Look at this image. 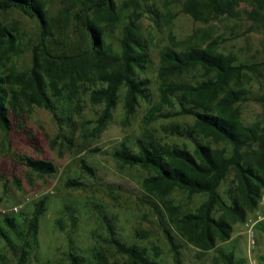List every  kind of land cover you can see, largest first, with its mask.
Returning <instances> with one entry per match:
<instances>
[{
    "label": "trees",
    "instance_id": "obj_1",
    "mask_svg": "<svg viewBox=\"0 0 264 264\" xmlns=\"http://www.w3.org/2000/svg\"><path fill=\"white\" fill-rule=\"evenodd\" d=\"M61 1L64 6L52 16L46 0H0V130L6 135L14 126L23 128L24 107L38 105L54 110L50 95L62 96V87L74 94L80 83L90 84L91 102L104 104L97 118L96 133L105 126L121 87L126 88L124 107L128 114L137 99L147 97L150 81L140 76L150 63L149 51L132 20L138 8L150 12L146 0H125L120 7L114 0ZM175 1L195 21L229 15L241 3L252 7L246 14L254 21L264 15V0ZM128 8L132 12L124 16L119 51H114L106 41V32L118 28ZM9 10H16L39 25L31 67L23 71L12 63V58L22 51L19 25L1 19V13ZM173 17L167 15L169 21ZM73 26L82 40L72 43L63 54L54 53L51 40ZM216 46L214 39L205 47L191 45L179 50L166 47L161 51L157 71L159 100L144 116L145 125L159 118L192 117V124H175L170 128L172 135L190 139L192 148L184 142L162 143L146 132L135 140V151L122 146L113 154L121 164L149 172L142 188L163 202L162 214L168 225H162V232L173 264H183L181 241L202 252L214 250L221 264H240L232 251L217 247V243L230 239L233 225L244 222L258 207L264 191V118L248 124L240 117L241 102L250 100V91L242 85V78L249 80L248 73L261 77L262 65L239 63L233 54L224 55ZM194 68L203 70L206 79L196 85L172 82L173 76ZM259 100L264 104V97ZM25 134L33 140L28 131ZM25 164L40 175H52L56 170L53 163L40 159L28 158ZM81 167L90 171L85 164ZM66 186L83 184L68 180ZM174 190L205 198L193 211L180 213L178 206L166 200ZM46 202V197L34 202L29 216L20 212L16 217L4 218L5 229L0 227V239L15 256L16 264H28L30 245L36 241ZM257 228L264 230V221ZM108 230L110 244L122 257L121 262L114 264H156L145 248L125 244L115 237L112 229ZM67 258L69 264H86L78 253L70 252Z\"/></svg>",
    "mask_w": 264,
    "mask_h": 264
},
{
    "label": "rangeland",
    "instance_id": "obj_2",
    "mask_svg": "<svg viewBox=\"0 0 264 264\" xmlns=\"http://www.w3.org/2000/svg\"><path fill=\"white\" fill-rule=\"evenodd\" d=\"M46 1L52 16L64 6L61 0ZM114 1L120 7L125 0ZM146 3L150 12L138 8L132 20L149 51L150 63L140 77L150 82L147 97L137 99L131 114L124 107L126 88L121 87L105 126L96 133L97 118L104 104L91 102L92 87L86 82L80 83L74 94L62 87V96L50 95L54 110L38 105L24 107L22 129L14 126L9 135L0 130V227L5 229L6 216L16 217L20 212L29 216L34 202L41 197L47 198L46 210L38 222L36 241L30 245L28 264H69L70 252L82 255L86 264L121 262L122 257L109 242L108 229H112L123 243L145 248L156 264H173L162 232V225L167 224V217L162 214L163 202L146 194L142 188V181L149 172L123 165L113 156L122 146L135 151V140L146 132L162 143L184 142L192 148L190 139L170 132L175 124H192V117L159 118L150 125L144 123L147 110L159 100V54L166 47L174 50L191 45L205 47L217 39L218 52L233 54L242 64H261V77L247 72L249 80L242 78V85L250 91V100L241 102L240 117L248 124L264 118V104L259 100L264 97V15L261 20L254 21L246 14L252 7L241 3L233 13L204 22L183 13L181 4L175 0H146ZM131 12L132 8L125 9L118 28L112 33L106 32V41L114 51H119L124 16L128 17ZM168 14L174 15L171 21ZM1 19L4 23H18L22 51L12 58V63L19 71L29 69L32 46L39 34L37 21L16 10L1 13ZM81 40L73 26L58 33L51 40L50 48L56 54H63L72 43ZM204 79L206 74L200 68L171 78L175 84L190 85ZM11 118L16 121L13 115ZM25 131L33 140H29ZM28 158L53 163L55 173L33 172L25 164ZM81 164L90 171L84 170ZM68 180H77L83 186L67 187ZM204 198L200 194L174 190L166 200L178 206L180 213H186L193 211ZM259 215H264V191L258 207L244 221ZM243 223L233 225L230 239L218 242L217 247L232 251L240 264H249ZM10 237L20 243L11 233ZM256 239V247L250 255L264 264V230L257 226ZM180 243L183 264H221L214 250L202 252L188 243ZM0 264H16L15 256L1 239Z\"/></svg>",
    "mask_w": 264,
    "mask_h": 264
},
{
    "label": "built area",
    "instance_id": "obj_3",
    "mask_svg": "<svg viewBox=\"0 0 264 264\" xmlns=\"http://www.w3.org/2000/svg\"><path fill=\"white\" fill-rule=\"evenodd\" d=\"M262 221H264V215H259L254 219H248L243 223L244 231L247 235L248 241L249 264H260L256 258L251 257L250 252L256 247V226Z\"/></svg>",
    "mask_w": 264,
    "mask_h": 264
}]
</instances>
